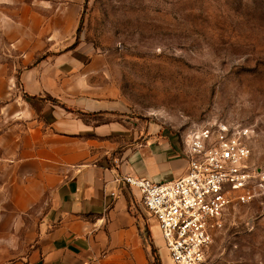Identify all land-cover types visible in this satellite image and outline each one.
<instances>
[{"label": "rangeland", "instance_id": "rangeland-1", "mask_svg": "<svg viewBox=\"0 0 264 264\" xmlns=\"http://www.w3.org/2000/svg\"><path fill=\"white\" fill-rule=\"evenodd\" d=\"M74 35L69 49L82 45L83 65L92 59L119 95L133 141L164 131L182 148L190 126L226 120L253 128L249 160L264 168V0H0V152L18 131L19 71L47 55L49 40L57 52ZM0 200L3 264L28 249L39 214L10 217ZM210 253L222 264H264V198L230 206Z\"/></svg>", "mask_w": 264, "mask_h": 264}, {"label": "crops", "instance_id": "crops-1", "mask_svg": "<svg viewBox=\"0 0 264 264\" xmlns=\"http://www.w3.org/2000/svg\"><path fill=\"white\" fill-rule=\"evenodd\" d=\"M74 39L57 52H48L58 43L49 40L47 55L17 76L18 131L2 143L0 197L10 217L29 210L39 216L28 249L19 246L22 253L3 264H152L151 242L167 256L159 230L116 178L174 179L186 159L164 131L133 141L123 101L99 82L92 59L83 65L82 45L69 49Z\"/></svg>", "mask_w": 264, "mask_h": 264}, {"label": "built area", "instance_id": "built-area-1", "mask_svg": "<svg viewBox=\"0 0 264 264\" xmlns=\"http://www.w3.org/2000/svg\"><path fill=\"white\" fill-rule=\"evenodd\" d=\"M253 132L226 120L194 124L182 139L186 167L180 176L160 182L130 173L116 178L154 220L170 264H222L210 250L226 211L264 198V168L249 160Z\"/></svg>", "mask_w": 264, "mask_h": 264}, {"label": "trees", "instance_id": "trees-1", "mask_svg": "<svg viewBox=\"0 0 264 264\" xmlns=\"http://www.w3.org/2000/svg\"><path fill=\"white\" fill-rule=\"evenodd\" d=\"M78 30H79V28L76 30V33H78ZM51 101L53 103H57V101L55 99H51ZM146 236L150 237V231L148 230V228L146 229ZM150 246H151V251H152V255H153L152 264H162L161 257L158 253L157 248L154 246V244L152 242L150 243Z\"/></svg>", "mask_w": 264, "mask_h": 264}, {"label": "bare ground", "instance_id": "bare-ground-1", "mask_svg": "<svg viewBox=\"0 0 264 264\" xmlns=\"http://www.w3.org/2000/svg\"><path fill=\"white\" fill-rule=\"evenodd\" d=\"M165 249V248H164Z\"/></svg>", "mask_w": 264, "mask_h": 264}]
</instances>
